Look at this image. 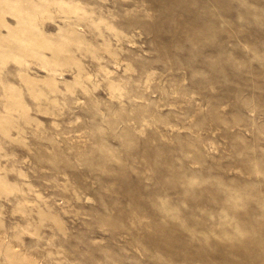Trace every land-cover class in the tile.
Masks as SVG:
<instances>
[{
	"label": "rangeland",
	"instance_id": "obj_1",
	"mask_svg": "<svg viewBox=\"0 0 264 264\" xmlns=\"http://www.w3.org/2000/svg\"><path fill=\"white\" fill-rule=\"evenodd\" d=\"M0 264H264V0H0Z\"/></svg>",
	"mask_w": 264,
	"mask_h": 264
}]
</instances>
